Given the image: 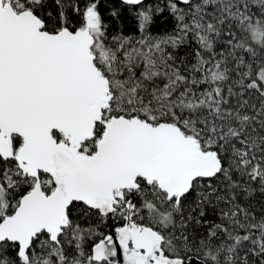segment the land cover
Segmentation results:
<instances>
[{"label": "snow or ice", "instance_id": "6c2138e0", "mask_svg": "<svg viewBox=\"0 0 264 264\" xmlns=\"http://www.w3.org/2000/svg\"><path fill=\"white\" fill-rule=\"evenodd\" d=\"M0 264H264V0H0Z\"/></svg>", "mask_w": 264, "mask_h": 264}, {"label": "trees", "instance_id": "16d2710c", "mask_svg": "<svg viewBox=\"0 0 264 264\" xmlns=\"http://www.w3.org/2000/svg\"><path fill=\"white\" fill-rule=\"evenodd\" d=\"M171 26V22L169 21V27ZM135 28V21L127 16V14L125 15V31H132ZM154 31H159L160 30V24H159V18H157V25L154 27L153 29Z\"/></svg>", "mask_w": 264, "mask_h": 264}]
</instances>
